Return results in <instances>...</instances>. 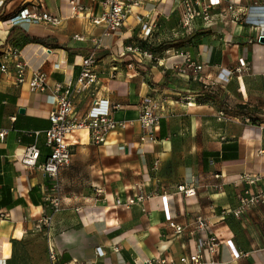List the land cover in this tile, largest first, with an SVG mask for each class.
Here are the masks:
<instances>
[{
	"label": "crops",
	"instance_id": "1",
	"mask_svg": "<svg viewBox=\"0 0 264 264\" xmlns=\"http://www.w3.org/2000/svg\"><path fill=\"white\" fill-rule=\"evenodd\" d=\"M77 1L85 8L78 17L69 0H0V61L14 45L12 39H43L45 47L27 45L20 58L27 79L39 69L48 77V88L32 93L27 83L17 84L12 73L0 70V130L7 132L0 139V264H179L198 246V216L206 219L209 235L219 243L214 261L264 264V208L238 218L229 213L238 205L239 187L233 182L245 173L264 176V113L247 109L264 111V43L257 41L264 36V0H212L216 7L211 13L225 11L226 18L208 30L196 24L186 36L178 25L180 0H145L117 34L102 40L98 83L73 98L74 122L95 97L117 106L112 118L127 127L111 132L101 145L86 130L75 133L70 164L60 170L56 189L41 170L50 153L44 131L58 96L55 86L75 84L90 52L89 39L102 32L92 24L102 13L101 0ZM22 9L48 12L61 23L17 21ZM151 23L150 36L139 39L141 26ZM75 35L85 41L74 40ZM165 37L170 42L163 43L164 49L151 53L147 47L159 46ZM132 43L153 59L122 54ZM179 52L189 53L203 70L178 74ZM241 58L246 68L238 73ZM209 93L229 109L236 100L244 115H224L215 105L200 102ZM146 96L162 108L154 139L142 142L138 116ZM204 109L215 115H203ZM31 146L39 155L34 166H25L20 159ZM180 186L194 188L195 195L185 197ZM96 189L102 190L99 201ZM139 194L145 200L128 209L114 204ZM53 196L59 197L61 210L49 227L40 229ZM169 220L181 225L183 233L175 235ZM98 247L102 257L96 254Z\"/></svg>",
	"mask_w": 264,
	"mask_h": 264
},
{
	"label": "built area",
	"instance_id": "2",
	"mask_svg": "<svg viewBox=\"0 0 264 264\" xmlns=\"http://www.w3.org/2000/svg\"><path fill=\"white\" fill-rule=\"evenodd\" d=\"M145 0H101L100 6L102 13L92 19V24L96 27H102L100 37H92L89 39L90 52L81 61V71L74 85H68L65 88L59 85L55 86L58 96L55 100V106L48 115L50 127L44 131L45 144L49 148L50 153L41 170L48 175L57 186V178L61 169L67 167L71 160V150L73 142L71 138L74 134L86 130L90 139L96 145L106 142L107 136L118 129L124 130L127 122L117 121L112 118V110L117 106H110L107 100L93 97L84 114L77 121H73V98L80 96L84 92L90 90L98 83L96 73L97 51L101 48L102 40L106 37L117 34L124 26L127 19L135 14L137 9ZM69 6L74 16L78 17L83 14L85 8L78 3L77 0H69ZM216 7V3L212 0H180L179 9V27L181 34L192 35L199 24L203 30H208L216 26L218 20L226 18L225 11L220 15H213L211 11ZM232 9V6L227 8ZM17 21H27L31 23H42L52 27L60 25L61 20L55 15L45 11L37 12L35 9H22L16 15ZM154 24H143L141 26V34L139 39H146L152 33ZM260 36L257 41L260 42ZM77 41H85L83 35H75L73 37ZM122 54L137 55L145 59L152 60V55L137 43H132L123 48ZM182 58L181 62L174 67V70L180 75L197 73L203 70V65L196 63L189 53L179 52ZM3 61H0V70L4 74L12 73L17 84H28V88L32 93H41L48 88L46 73L39 69L31 73L29 79L26 77V64L20 58V51L7 47L2 54ZM57 66V65H56ZM246 68L244 58L239 60V66L235 72H241ZM231 73V72H230ZM161 103L154 97L146 96L141 100L139 105L138 123L141 130V141H152L154 133L158 129L160 122ZM6 130H0V139L6 135ZM39 155V151L35 146L27 148L20 159L21 164L25 166H34ZM158 161H155L153 168H156ZM219 178V175H214ZM233 185L238 188L236 197L238 205L231 213L235 217L242 216L246 211L254 208H264V176L260 174L245 173L240 175ZM178 192L185 197H193L195 195L194 188L186 189L184 186L178 187ZM95 201H99L102 196V190L94 191ZM145 197L141 194L128 198L124 203L115 199V206H122L126 209L136 203H141ZM49 214L38 222V228L49 227L52 218L61 210L60 199L53 196L49 199ZM195 231L199 234L198 246L187 256H182L179 264H219L214 261L212 254H218L219 243L214 235H209V224L206 219L198 216L195 221ZM169 228L175 235L183 233L184 228L175 223L173 220L168 221ZM115 250L117 248L115 247ZM51 260H55V254L49 248ZM96 254L99 257L104 255L100 247L96 248ZM144 264H151L145 261Z\"/></svg>",
	"mask_w": 264,
	"mask_h": 264
},
{
	"label": "trees",
	"instance_id": "3",
	"mask_svg": "<svg viewBox=\"0 0 264 264\" xmlns=\"http://www.w3.org/2000/svg\"><path fill=\"white\" fill-rule=\"evenodd\" d=\"M23 35V34H22ZM12 42H14V45H11L9 47H13L17 50H21L22 48H24L27 45L33 44V45H40V46H44V40L43 39H39V38H35V37H30L28 35H24L22 37V39L18 40V39H12ZM16 45V46H15ZM141 46H146L145 44H143V42H141ZM45 47V46H44ZM163 44H160L159 46H148L147 48L149 49V51L151 53H156L161 51V49L163 48ZM164 49V48H163ZM206 89V88H205ZM203 97H207L209 99H211L213 101V103L216 105V107L222 111L224 114L228 115V116H242L244 115L243 113V106H237L236 108H227L226 106H224V104L221 102V100L217 97V96H213L210 93L209 94H205Z\"/></svg>",
	"mask_w": 264,
	"mask_h": 264
},
{
	"label": "rangeland",
	"instance_id": "4",
	"mask_svg": "<svg viewBox=\"0 0 264 264\" xmlns=\"http://www.w3.org/2000/svg\"><path fill=\"white\" fill-rule=\"evenodd\" d=\"M178 25H179V23H178ZM187 37H189V36H187ZM164 38V37H163ZM166 38V37H165ZM162 41H161V44H163V43H168V42H170L169 40H167V38L166 39H161ZM216 92V91H215ZM235 101L236 100H234L233 102H232V104L234 105V108L237 106V105H235ZM200 102H205L206 104H208L209 106H214L215 104L213 103V101L211 100V99H209V98H207V97H202L201 98V100H200ZM223 102H226V98H223ZM187 103V102H186ZM198 103H199V101H198ZM216 106V105H215ZM248 110H254L255 112H257V113H261V114H263L264 113V111H262V110H260L259 108H257V107H254V108H247ZM206 114H209V110L208 109H204V112H203V115H206ZM212 114H214L215 115V112L213 111V113ZM213 115V116H214ZM224 115H226V114H224ZM209 116L210 117H213L211 114H209ZM221 116V115H220ZM222 118H225V117H222ZM79 133V132H78Z\"/></svg>",
	"mask_w": 264,
	"mask_h": 264
},
{
	"label": "water",
	"instance_id": "5",
	"mask_svg": "<svg viewBox=\"0 0 264 264\" xmlns=\"http://www.w3.org/2000/svg\"><path fill=\"white\" fill-rule=\"evenodd\" d=\"M260 42L264 43V36L260 38ZM21 113H23V110H20Z\"/></svg>",
	"mask_w": 264,
	"mask_h": 264
}]
</instances>
